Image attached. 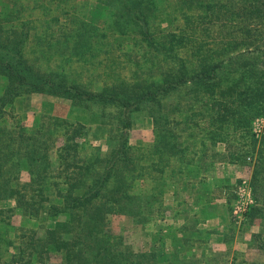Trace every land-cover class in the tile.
<instances>
[{
  "label": "trees",
  "instance_id": "trees-1",
  "mask_svg": "<svg viewBox=\"0 0 264 264\" xmlns=\"http://www.w3.org/2000/svg\"><path fill=\"white\" fill-rule=\"evenodd\" d=\"M107 3L117 29L123 32L132 28L140 41L149 44V49L177 64L178 48H185L190 41L185 34L154 37L149 29L154 17L152 0H107ZM214 15L211 12L212 18ZM11 21L0 14V204L13 201L14 207L9 212L20 216L22 222L15 229L20 244L15 245L13 253L0 248V264H162L168 260L184 264L183 251L168 254L162 237L155 240L159 243L156 250L136 253L108 229L110 215L129 216L141 224L147 222L144 212L162 210L155 208L152 201L162 197L164 187L152 199L149 196V207L145 206L146 194L136 196L131 192L141 175L130 143L137 115L146 110L153 118L159 136L153 150L158 159L153 160L157 163H150V171H159L164 179L170 160H181L185 150L172 143L170 133L166 134L160 126L161 114H167L163 113L164 101L188 88L201 90L211 98L214 111L211 121L213 126H219L215 128L217 131L227 124L247 130L249 125L242 122L239 114L250 116L249 121L264 114V75L244 94L236 95L237 99L228 98L220 88L223 61H206L200 56V48L193 52L199 56L195 73H189L180 64L178 68L170 67L160 83L111 86L95 94L78 85L57 83L52 75L36 69L25 56L28 24L20 30L17 26L8 27ZM33 94L71 100L77 104L72 105L75 112L67 119L39 115L29 129L24 125L28 107L24 112H16L14 107ZM90 105L99 107L98 112L82 113ZM112 110H116L115 118ZM61 138L64 144L58 149L59 171L54 174L49 154ZM92 141L107 144L105 157H101L102 149H97L96 156H86L84 148L91 146ZM262 151L258 162L264 167ZM259 169L260 166L256 174ZM24 173L29 175L27 182L22 180ZM259 208H251L248 220L264 219ZM2 213L0 208V216ZM3 222L5 227L6 220ZM258 247L264 251L263 242ZM53 257L59 258V262L53 263Z\"/></svg>",
  "mask_w": 264,
  "mask_h": 264
},
{
  "label": "rangeland",
  "instance_id": "rangeland-1",
  "mask_svg": "<svg viewBox=\"0 0 264 264\" xmlns=\"http://www.w3.org/2000/svg\"><path fill=\"white\" fill-rule=\"evenodd\" d=\"M152 2L154 17L149 29L154 37L159 39L163 35L185 34L186 39L190 41L185 48H178L180 51L177 64L176 61H168L163 54H157L152 48L149 49V44L140 41L141 38L132 28L123 32L117 29L107 0L60 2L0 0V14L13 21L8 27L17 26L21 30L28 24L29 38L25 44V56L36 69L52 75L57 83L78 85L95 94L111 86H130L142 82L160 83L170 67L178 68L180 64H183L189 73H195L198 70L199 56L193 55V52L200 48V52L202 51L200 56L206 61L211 63L223 61L220 88L222 95L228 98L237 99L236 95L244 94L247 88L258 83V78L264 75V0H152ZM211 12L215 13V18L211 17ZM210 57L212 58L209 59ZM210 99L203 91L188 88L169 97L165 100L166 103L164 101L163 113L167 114H161L163 120L160 126L165 129L163 131L166 134L170 133L172 143H177L187 150L197 149L200 142L207 140L201 136V131H213L219 127L212 125L214 111ZM72 105L77 104L47 94H33L27 100H19L14 110L24 112L23 109L28 107L24 125L31 129L39 115L69 118L70 114L75 112ZM90 106L91 110L89 108L82 113L89 115L98 112L99 107ZM155 111L152 110L153 113ZM111 113L112 118H115L116 110H112ZM239 115L242 122L249 125V129L243 131L242 136L231 137L229 133L232 127L228 124L223 130H218L230 147V158L237 161L243 159L242 167L234 169L235 182L229 184L231 182L228 178L229 183H223L220 191L229 204L232 216V206L236 200L234 192L238 185L246 181L252 189L254 198L252 207L259 204L257 207H260L264 214V181L257 183L256 180L255 184L250 183L255 167V156L252 153L243 156L245 154L241 153L247 147L255 151L264 147V140L261 139L263 132L257 131L264 129V114L252 118L251 121L250 116ZM137 117L130 132V143L141 175L131 192L136 196L146 194L145 206L149 207L152 187L156 186V193L162 192L165 178L160 177L162 173L159 171H150V163L158 159L153 150L159 139L153 118L146 110L140 112ZM63 144L64 139H59L57 148L49 154L54 174L59 171L58 149ZM90 145L84 148L88 158L96 156L101 149V157L108 153V146L104 142L92 141ZM262 150L264 151V148ZM170 161L168 173H173L172 166L177 164L175 160ZM261 173L263 174V171H259L258 175ZM22 180L27 182L29 176L24 175ZM163 202L164 200L158 197L152 204L155 208L163 209L158 213L144 212L143 216L147 222H140L141 224L129 216L110 215L107 220L109 231L123 238L124 243L132 247L136 253L151 251V239L162 237V242H166L168 238H173L170 233L163 230L165 229L162 223L165 221ZM2 205L4 207L2 211L10 209L11 205L13 207L10 203ZM2 214L0 238L3 239L0 245L7 250L14 249L16 243L17 246L19 243L15 229L21 225L22 219L20 216H13L11 212ZM4 220L6 224L2 227ZM248 222L249 220L242 225L235 222V226L243 228ZM257 222L264 224L261 220L253 223L250 220L252 225L258 224ZM259 242L264 243V236L260 234L252 239L253 244ZM52 261L59 262V258L53 257Z\"/></svg>",
  "mask_w": 264,
  "mask_h": 264
},
{
  "label": "crops",
  "instance_id": "crops-1",
  "mask_svg": "<svg viewBox=\"0 0 264 264\" xmlns=\"http://www.w3.org/2000/svg\"><path fill=\"white\" fill-rule=\"evenodd\" d=\"M243 131L245 130L235 128L233 124L229 135L231 137L242 136ZM201 136L207 140L200 142L197 149H185L181 153V160L173 158L177 164L172 166L173 173H168L171 161L165 169L163 185L165 192L160 198L164 200L165 209V221L162 223L165 226L163 230L173 237L168 238L164 243L166 252L171 254L177 250L183 251L184 257L181 259V263L184 264H264V251L258 247L259 243H252L255 235L262 236L261 234L264 233V224L260 222H257L256 225L251 224L256 220L264 221V219L258 217L251 223L249 220L243 228L236 227V223L232 220L229 204L220 191L223 183H229L228 178L231 182L229 184L235 182L236 171L234 169L242 167L243 159L237 161L230 158V147L225 140H222L224 136L215 128L213 131H201ZM261 139H264V133H262ZM263 148L255 151L251 147H247L241 151L247 154L252 153L255 156V167L250 177V183L255 184L256 180L257 183L264 181V172L260 176L258 175L259 171L264 170L263 165L258 162V153ZM153 163H157V161H153ZM259 166L260 169L256 174ZM153 167L154 165H151V168ZM24 175H28V173H24ZM155 187L153 186L151 189V199L157 195ZM2 203H10L14 207L13 201ZM1 204L0 208L2 209L4 207ZM257 205L259 206V204ZM7 211L9 208L3 211L4 214H7ZM247 220L248 218L245 222ZM156 232L158 233V231ZM156 239H151V250H156L159 245L155 241ZM0 248H2L1 245ZM8 251L13 253L15 250L9 249ZM162 264L172 263L168 260Z\"/></svg>",
  "mask_w": 264,
  "mask_h": 264
},
{
  "label": "built area",
  "instance_id": "built-area-1",
  "mask_svg": "<svg viewBox=\"0 0 264 264\" xmlns=\"http://www.w3.org/2000/svg\"><path fill=\"white\" fill-rule=\"evenodd\" d=\"M258 133H264V129L257 130ZM236 200L232 206V218L233 220L242 225L247 218V214L254 205V198L252 194V189L246 181L238 185L235 190Z\"/></svg>",
  "mask_w": 264,
  "mask_h": 264
}]
</instances>
